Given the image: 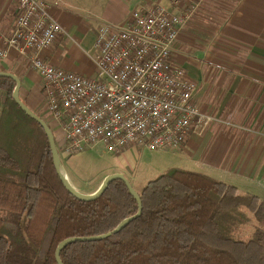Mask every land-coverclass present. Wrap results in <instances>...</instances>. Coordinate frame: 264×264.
Listing matches in <instances>:
<instances>
[{
    "label": "trees",
    "instance_id": "trees-1",
    "mask_svg": "<svg viewBox=\"0 0 264 264\" xmlns=\"http://www.w3.org/2000/svg\"><path fill=\"white\" fill-rule=\"evenodd\" d=\"M15 86L0 77V264H58L61 241L107 233L135 215L138 203L121 179L95 200L73 196L56 172L45 130L14 100ZM33 111L51 127L63 155V134L42 110ZM138 192L143 210L137 219L108 238L69 244L63 263L264 264L258 195L180 167Z\"/></svg>",
    "mask_w": 264,
    "mask_h": 264
},
{
    "label": "built area",
    "instance_id": "built-area-1",
    "mask_svg": "<svg viewBox=\"0 0 264 264\" xmlns=\"http://www.w3.org/2000/svg\"><path fill=\"white\" fill-rule=\"evenodd\" d=\"M14 28L0 40V60L16 50L41 79L42 111L63 134L62 153L95 145L114 154L133 146L179 149L213 121L195 103L197 81L174 62V44L202 0H169L136 9L124 24L93 26L94 75L47 57L64 33L48 0H17Z\"/></svg>",
    "mask_w": 264,
    "mask_h": 264
},
{
    "label": "crops",
    "instance_id": "crops-1",
    "mask_svg": "<svg viewBox=\"0 0 264 264\" xmlns=\"http://www.w3.org/2000/svg\"><path fill=\"white\" fill-rule=\"evenodd\" d=\"M48 1L64 29L48 59L88 75L96 73L95 22L124 24L136 9L170 6L169 0ZM17 12V0H0V40L11 34ZM79 47L93 61L78 69ZM174 62L189 65L198 85L195 103L213 118L179 148L186 165L264 200V0H202L174 44ZM0 71L19 76L22 99L42 110L41 79L16 50L0 60Z\"/></svg>",
    "mask_w": 264,
    "mask_h": 264
},
{
    "label": "rangeland",
    "instance_id": "rangeland-1",
    "mask_svg": "<svg viewBox=\"0 0 264 264\" xmlns=\"http://www.w3.org/2000/svg\"><path fill=\"white\" fill-rule=\"evenodd\" d=\"M103 22H95L93 26ZM75 60L77 68L78 66L83 67V64L88 66L87 60L90 63L93 61L86 50L81 47L75 54ZM182 67L185 70L190 69L187 64ZM89 72L90 70L86 72L82 70L85 75ZM189 75L194 77L195 74L189 71ZM47 116L48 114L44 113L46 119H48ZM54 130L58 134L59 131L55 128ZM61 157L71 182L85 194L94 193L108 175L118 172L125 174L135 189L141 191L149 181L171 167L191 169L186 165L183 149L149 150L143 146H133L128 153L114 154L108 152L103 145H95L72 155L63 153Z\"/></svg>",
    "mask_w": 264,
    "mask_h": 264
},
{
    "label": "water",
    "instance_id": "water-1",
    "mask_svg": "<svg viewBox=\"0 0 264 264\" xmlns=\"http://www.w3.org/2000/svg\"><path fill=\"white\" fill-rule=\"evenodd\" d=\"M0 77H10L16 82V86H15V89L13 91V98L16 101V103L21 107V109L28 116H30L32 119L36 120L45 130L47 137H48V140H49V143H50L51 150H52L53 164H54V167L56 169V172H57L60 180L62 181L64 187L73 196H75L76 198L83 200V201L95 200V199L99 198L106 191V189L108 188V186L111 182H113L114 180H117V179H121L125 182L130 193L133 195V197L135 198V200L138 203V211L135 215L125 218L124 220H122L118 224V226L115 229H113L107 233H104L101 235H96V236H86V237L73 236V237H69V238H66L63 241H61L59 243V245L57 246V249L55 252V257H56L58 264H64L62 261V258H61V252L69 244L79 242V241H95V240H102V239L108 238L114 234H117L118 232L123 230L127 225H129L132 221L137 219L141 215L142 210H143V203H142L141 196H140L139 192L135 189L133 184L130 182V180L125 176V174L120 173V172L108 175L104 179V181L102 182L100 187L94 193L85 194V193L80 192L73 185V183L71 182L69 176L67 175V173L65 171V168L63 166V161L61 159L59 150H58L57 145H56L53 130L51 129V127L48 125V123L43 118H41L36 112H34L28 105H26L22 101V99L20 97L21 79L19 78V76H17L14 73H11V72H0Z\"/></svg>",
    "mask_w": 264,
    "mask_h": 264
}]
</instances>
